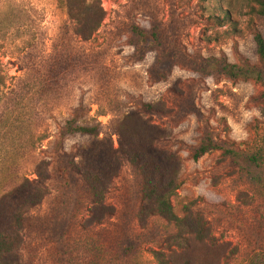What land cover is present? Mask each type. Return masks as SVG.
<instances>
[{"label": "rangeland", "instance_id": "obj_1", "mask_svg": "<svg viewBox=\"0 0 264 264\" xmlns=\"http://www.w3.org/2000/svg\"><path fill=\"white\" fill-rule=\"evenodd\" d=\"M70 1L93 4L90 21L102 17L86 42L56 0H0V231L12 233L25 181L46 193L0 264H157L154 252L170 264H249L264 255V69L262 81L229 79L204 63L264 67L255 43L264 41V0ZM75 112L79 125H99L97 139L60 137ZM205 134L258 155L253 178L218 151L194 161ZM139 148L159 158L148 162L152 175L175 176L174 214L205 219L236 255L222 259L189 234L190 249L175 250L176 227L143 204V170L124 154ZM59 156L104 169L100 205L73 168L64 180Z\"/></svg>", "mask_w": 264, "mask_h": 264}, {"label": "trees", "instance_id": "obj_2", "mask_svg": "<svg viewBox=\"0 0 264 264\" xmlns=\"http://www.w3.org/2000/svg\"><path fill=\"white\" fill-rule=\"evenodd\" d=\"M61 5H64L67 9L69 19L73 24L74 35L83 42L90 39L91 35L98 29L99 24L102 20L101 15L97 16L96 19L90 21L89 16L93 12V4L87 5H74L71 1L56 0ZM97 8V6H96ZM99 9V7H98ZM260 14L264 16V3L262 5V10ZM133 32L137 36L138 42H142L145 39V34L137 29H133ZM153 40L156 38V34L152 33L150 36ZM255 43L257 46V53L259 56V61L262 66H264V41L259 34L255 36ZM205 65L209 68H213L216 72H220L223 76L229 79L238 78H250L258 81L263 79L264 67H250L248 65L238 66V65H228L220 63L216 59H209L204 61ZM211 66V67H210ZM262 98L264 100V93H262ZM146 109H151L150 105H145ZM77 113L75 112L72 119L68 120L60 132V137L78 135L84 138L97 139L99 136V125L86 126L79 125L77 123ZM218 151L221 155L227 158L230 165L239 170V172L245 175L251 176L253 178L259 163L258 155L256 154H244L238 150L231 147L221 146L215 143L209 134H205L200 140L199 144L192 150L191 158L196 161L203 155L211 152ZM129 160V162L139 169L143 170L144 183L141 190V200L143 204L149 207V212L151 215L156 216L163 221L173 224L178 233L176 236L172 237L174 242L173 247L175 250H188L190 249V244L192 240H189L186 235H192L195 241L203 243L207 248L208 252L216 254L217 256L222 255V259L225 257H230L237 254V249L231 247L228 242L218 243L211 236L210 225L205 219L200 218L198 215L187 211L184 217L178 218L174 212L171 205V195L176 190L177 185L175 184V176L169 175V179L162 177H156L150 173L149 161H157V157L150 159L145 155L143 149H137L134 152L124 153ZM59 172L63 176L64 180L68 182L70 177V170L73 168L78 175L84 179L91 206L95 207L102 203L104 195L106 194L108 180H106L104 169L101 167L99 169H94L93 167L87 168L83 166L78 167L73 161H69L67 157L59 156ZM166 159H171L172 157H165ZM115 161V160H114ZM151 164V163H150ZM113 171L117 170V165L114 162ZM153 165V164H152ZM152 168H156L154 165ZM160 169V168H158ZM42 164L39 165L37 169V177L41 178ZM157 170V169H156ZM167 180V181H166ZM250 181H253L250 180ZM23 186V185H22ZM22 186H20L22 188ZM26 194L20 202L13 213L11 214L12 221V233L7 235L5 231H0V259L5 256H10L20 247L21 241H13V230L23 229L24 226V216L25 211L39 205L44 199L46 193L43 191L41 186H37L35 181H25ZM19 190V189H18ZM6 197V196H5ZM15 197L17 194L15 191ZM139 216L144 214V209L140 210ZM111 213H108L110 215ZM17 237H15L16 239ZM17 240V239H16ZM172 244L169 245L168 252L172 253ZM153 257L155 258L157 264H170L168 259H165L163 253L154 252ZM183 264H191L186 261ZM249 264H264V255L255 253Z\"/></svg>", "mask_w": 264, "mask_h": 264}]
</instances>
